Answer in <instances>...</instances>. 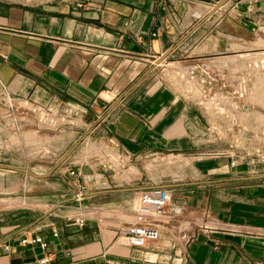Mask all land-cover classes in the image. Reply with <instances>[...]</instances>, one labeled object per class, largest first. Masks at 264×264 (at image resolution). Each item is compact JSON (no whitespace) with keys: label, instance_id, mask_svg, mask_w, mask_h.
I'll return each instance as SVG.
<instances>
[{"label":"crops","instance_id":"1","mask_svg":"<svg viewBox=\"0 0 264 264\" xmlns=\"http://www.w3.org/2000/svg\"><path fill=\"white\" fill-rule=\"evenodd\" d=\"M76 1L0 0V87L77 118L65 139L74 147L66 154L52 148L61 154L44 169L49 174L27 178L56 190L54 203L0 212V264H264V172L193 158V150L202 151L196 143L204 120L160 72L170 57L224 48L230 32L264 20L257 15L264 0H226L216 8L217 0ZM92 137L95 149L83 141ZM172 152L187 160L164 159ZM75 178L86 186L81 203L108 214H91L82 226L66 218L78 211L70 193ZM155 184L180 208L160 223L157 240L142 247L119 242L116 226L139 191ZM34 233L45 249L20 242ZM46 253L50 259L39 263Z\"/></svg>","mask_w":264,"mask_h":264},{"label":"built area","instance_id":"2","mask_svg":"<svg viewBox=\"0 0 264 264\" xmlns=\"http://www.w3.org/2000/svg\"><path fill=\"white\" fill-rule=\"evenodd\" d=\"M83 1L77 0L76 5H83ZM160 66L161 70H164L166 64L162 65L160 63ZM171 68L173 69L170 70V74L174 78L166 80L174 86L178 96H183L197 107L201 118L204 120V136L208 143L213 145L223 143V146L198 151L197 155L192 157L195 159L222 157L227 166L245 165L252 173L257 172L258 165L264 168V114L259 113L256 116H251L252 113L250 112L252 111L249 109L251 107L249 98L258 89V84L255 81L246 80V78H250V72L255 74L264 72V70L260 66L253 65L249 69H244L240 76H232L228 80L218 81L215 79V70L208 66L199 67L197 63L189 67L172 64ZM199 72L204 74L202 78L197 77ZM187 76L192 80L185 79ZM234 78L237 79L231 80ZM261 86L264 89V82L261 83ZM10 98L14 99L16 97L6 93L0 87V100L5 101V99L9 100ZM38 107L53 113L58 110L47 106ZM248 113H250L249 116H247ZM250 116L253 118H250ZM247 117L255 120V125L246 124ZM66 173L73 175L74 171L69 169ZM85 189V184L78 178H75L70 184L71 198L76 203L78 211L67 215L66 218L78 226H82L89 215H97L98 210H100L99 207L81 203ZM179 208L177 205L171 206V194L167 187L155 184L142 188L138 193L133 211L129 213L127 220L116 226V239L132 247H142L149 241L157 240L160 234V223L171 217V209ZM209 226L213 227V224L204 227ZM51 234L55 236L57 231L52 229ZM20 242L35 244L41 249H45L47 245L46 240L37 233L24 234L20 238ZM62 253L65 256L71 255L68 248L63 249ZM49 259L50 257L46 253L38 261L39 263H45ZM85 263L100 264L99 260L93 258H89ZM106 263L134 264V260L130 259L124 262L107 260ZM64 264L78 263L70 260Z\"/></svg>","mask_w":264,"mask_h":264},{"label":"rangeland","instance_id":"3","mask_svg":"<svg viewBox=\"0 0 264 264\" xmlns=\"http://www.w3.org/2000/svg\"><path fill=\"white\" fill-rule=\"evenodd\" d=\"M260 10L262 11H259L260 13L258 12L257 15L263 18L264 8ZM248 26L247 30L239 28L235 31L232 27L229 28L228 30L233 31L230 32L229 38L226 39L224 48L216 50L211 54L193 57H185L186 54H182L183 56L178 55L170 57V61H173V63H168L164 70L160 71L161 76L164 79L174 78L171 76L172 74H170V70L173 69L171 68L172 64L189 67L197 63L199 67L208 66L215 70V79L218 81L228 80L232 76H240L244 69H249L253 65L260 66V68L264 70V20L262 19L259 22L249 23ZM153 74L156 75L158 73L154 72ZM249 74L250 78H246V80L255 81L258 84V89L252 94L251 98H249V103H251L249 109L252 111L250 112L252 113L251 116H256V114L259 113L264 114V89H262L261 86V83L264 82V72L255 74L250 72ZM203 76L204 74L200 72L197 75L198 78H202ZM185 79L189 81L192 80L188 76ZM235 79L237 78L231 80ZM180 97L183 98L181 95ZM184 99L187 100L186 98ZM197 111L199 114L198 109ZM250 113H248L247 116H249ZM251 116L250 118H253ZM76 122L77 118H71L65 115L61 108H59L56 113H53L48 112L46 109L34 107L20 98L5 99V101L0 100V165L21 167L37 174L45 172L46 170L44 169L52 164L59 154L69 149L71 146L72 148L74 147L73 145L69 147L70 143H65V139L66 135L69 134L71 130L70 126H73ZM245 123L253 126L255 125V120L247 117ZM198 138V143L196 144L203 145L201 148L202 150H204V147L211 149L215 148V146H223V143H217L215 145L208 143L206 137L204 135L201 136V134ZM83 141H86V145L90 149H95L99 143H97L93 137ZM77 143L78 142H76V144ZM52 148L56 150L60 149L61 153L58 154L56 151H52ZM197 152L198 151L193 150L191 154L189 152L186 155H197ZM163 157L166 160H187L183 159L181 154L178 155L175 152L163 155ZM217 158L224 160L222 157ZM203 159L205 158L202 157L199 160ZM165 165L167 166L166 168L169 170L171 169V164ZM258 167L259 169L261 168L260 165H258L257 168ZM261 169L262 172H264V168ZM9 170H12V172ZM19 171H21L22 174L15 173L14 169L0 166V174L2 173L3 175L7 172V175H4L7 178V186H3L1 190L2 186L0 184V190L2 191L0 192V212H9L11 210H27L30 212L32 211L31 206L37 202L48 203L49 205L50 203H54V194H56V190L50 185L43 183L42 180L27 179L32 176L29 172L25 170ZM52 177H49L50 179H48L47 182L50 183L55 181ZM15 182H17V185ZM20 183L23 184L22 189L19 193L14 192L16 187L19 188ZM16 204L22 205L16 207ZM107 212V210L100 209L97 214L98 216H105L108 214ZM35 213L37 212L34 211V214ZM30 215L31 214H29V216ZM197 215L199 216V214ZM173 222L175 221H170L167 224L164 223V226L168 227V225Z\"/></svg>","mask_w":264,"mask_h":264},{"label":"water","instance_id":"4","mask_svg":"<svg viewBox=\"0 0 264 264\" xmlns=\"http://www.w3.org/2000/svg\"><path fill=\"white\" fill-rule=\"evenodd\" d=\"M226 0H217V2H216V4H215V6H214V8H216V7H218L219 5H221L223 2H225ZM162 56V55H161ZM70 149H72V146L65 152V154L66 153H68L69 152V150ZM64 154V155H65ZM63 155V156H64ZM62 156V157H63ZM0 166H2V167H6V168H9V169H14V170H25L26 172H29L32 176H35V177H43V176H46L47 174H49V172H50V169L49 170H46L45 172H41V173H39V174H37V173H34V172H31V171H29V170H27V169H24V168H21V167H15V166H4V165H0ZM162 186V185H161ZM147 187H149V186H147Z\"/></svg>","mask_w":264,"mask_h":264},{"label":"bare ground","instance_id":"5","mask_svg":"<svg viewBox=\"0 0 264 264\" xmlns=\"http://www.w3.org/2000/svg\"><path fill=\"white\" fill-rule=\"evenodd\" d=\"M247 55V54H246ZM226 59H227V57H226ZM224 61V60H223ZM233 61V60H232ZM206 222V221H205Z\"/></svg>","mask_w":264,"mask_h":264}]
</instances>
